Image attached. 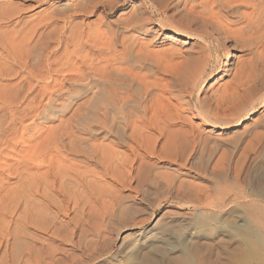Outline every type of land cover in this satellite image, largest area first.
Here are the masks:
<instances>
[{
  "label": "bare ground",
  "instance_id": "obj_1",
  "mask_svg": "<svg viewBox=\"0 0 264 264\" xmlns=\"http://www.w3.org/2000/svg\"><path fill=\"white\" fill-rule=\"evenodd\" d=\"M22 1L30 6H12V3L0 0V257H8L13 241L26 239L32 245L21 264H40L46 254L41 244L47 240L41 238L40 234L45 232L49 238L56 240L68 225L72 226V236L82 218L84 220L85 217L81 216L91 206V200H97L102 189L104 192L103 180L111 178L124 189L127 186L124 174L130 175L137 165V168L143 165L142 168L148 171L149 167L160 165L162 168H172V172L161 177L163 185L169 189L168 193L171 191L168 200L187 202L194 210L207 209L203 208L205 205L201 207L203 200L209 197L207 187L194 188L188 181L178 180L175 183V179L185 166H198L204 155L207 156L205 162L208 165L220 148V141L227 142L210 139V135V138L202 137L199 128L189 124L180 110L189 108L203 125L226 129L247 120L252 112H257V105L264 108V63L250 67L241 65L232 82L214 91L210 97H197L192 103L193 89L197 87L201 90L203 86L200 80L203 81L205 75L211 76L215 71L213 68L207 74L211 62L210 41H207L212 38L224 42L234 34L238 40L234 39L233 46L240 45V39L245 34L252 35L259 30L260 23L264 24V0H140L129 4V11L119 9L113 22L103 21L104 17L116 7H122V0H73L58 5L54 3L57 0ZM170 1H176V4L181 2L180 11L183 10L184 14L180 12V16L178 13L180 19L163 16ZM146 2L162 16L156 25L159 34L166 30L170 32L165 40L183 37L203 43L194 56L190 51V54H186V50L177 49L178 46L175 48L173 44L158 47L156 35H152L153 32L150 35L148 24L151 16L143 17ZM247 6L252 8L249 15L241 11ZM38 8L39 11L30 13ZM90 16H96L99 24L75 23V19ZM241 20H246V23L243 24ZM59 23H62L60 27ZM241 23L243 26L239 25ZM99 25L107 28L106 38H101L102 41L95 39L99 35ZM52 33L54 40L50 39L48 43ZM180 44L184 46L186 42ZM223 52L219 80L224 72H228L232 59L226 46ZM58 75L62 78L60 84L54 78ZM159 75L169 78V81L164 80V83ZM62 84H67L68 88L64 89ZM186 90L187 100L181 95ZM62 96L61 104L58 100ZM171 101L176 106H172ZM57 104L59 109L56 108ZM66 114L68 117L64 121L50 127L42 137L41 123L49 124ZM259 124L264 128V116ZM239 135L231 136L227 144L234 151L244 133L241 137ZM250 138L243 151L250 150L252 155L256 154L255 158L264 154V133L253 132ZM223 155L218 162H225L228 155ZM260 159L264 161V155ZM263 183L264 180L259 179L254 189L260 188ZM107 187L110 188L109 185ZM107 187L105 191L117 201L118 195L114 194L117 192L110 189V193ZM225 188L214 191L220 192L219 203L211 205V202H207L206 205L219 214L237 209L227 198L229 189ZM105 196L109 197L108 194ZM132 206L130 211L135 209ZM242 208L249 212L261 210L255 206ZM169 212L155 218L147 237L152 245L161 243L165 246L163 244L171 238L168 234L174 222L188 227L187 219L172 216ZM70 215H74L73 218L66 220ZM91 226L95 229L98 225ZM134 233L136 238L141 236L138 230ZM191 234L189 232L188 235ZM129 235L128 228L118 235L113 259L122 253V246ZM183 239L180 241H185ZM162 246L161 249H169L168 245L167 248ZM55 247L50 248L52 253L50 251V260L46 264H64L65 259L56 257L59 251ZM88 261L78 259L72 264H89Z\"/></svg>",
  "mask_w": 264,
  "mask_h": 264
},
{
  "label": "rangeland",
  "instance_id": "obj_2",
  "mask_svg": "<svg viewBox=\"0 0 264 264\" xmlns=\"http://www.w3.org/2000/svg\"><path fill=\"white\" fill-rule=\"evenodd\" d=\"M1 1L2 2L4 1L5 3L7 2L8 4L12 3L13 4V5L11 4L12 6L14 5L15 6L19 5L20 7H27L28 5L30 6L29 3H23L22 0H1ZM72 1L73 0H57L54 3L58 5V4L66 3V2L71 3ZM138 1L140 0H122L121 2L123 6L116 7L110 15H106L104 17L103 21L106 20V22L107 21L113 22V20H115V18L117 17L121 9H125L126 11H129L130 9L129 4L135 3ZM168 4H169L168 7L164 9L166 13H164L163 11V16L164 17H174L175 20H177L178 17H179L178 19H180V16L182 15L181 13L184 14L183 10L180 11L182 9L181 2H178L176 4V1H172V2L170 1ZM249 7L248 6L243 7L241 8V11L245 15H249L252 11V8L251 7L249 8ZM37 11H39V8L30 13L33 14ZM178 13L180 14V16H178ZM149 16H151L150 17L151 21L148 24L149 28H151L150 35L152 32H153L152 35L153 34L156 35V41H158L157 43H159L158 47H162L165 45L171 46V44H173L172 46H174L175 48L176 46H178L177 49H179L180 47V50L182 51L186 50L185 52L186 54L191 53V56H194L195 53L199 50V48L202 46L203 43L200 44L199 42H196L195 40H190L189 38H183V37L181 38L176 37L175 40H170V41L165 40L166 35H170V32L167 30L165 32L162 31L163 34L162 33L159 34L157 32L158 28L156 24L158 20L162 19V16H160L157 12H155L154 9L151 7V5L148 2H146V10L144 11L143 17L149 18ZM159 16L161 18H159ZM96 21H97L96 16H90L87 18L80 17L78 19H75V23L84 24V25H92V26L99 24V22H96ZM241 21H244V20H241ZM245 23H246V20L243 22V24ZM243 24L241 23L239 25L243 26ZM61 25L62 23H59L58 27H60ZM259 26H260L259 30L258 31L256 30L252 35H249L250 33L245 34L244 37L240 39L241 42L239 41L240 45L237 44L236 46H233V44L235 43V40H238V38L236 39V36L234 34H232L234 35V37L230 35L228 39L225 40L224 42H219V41L217 42V41L211 40L212 38L207 41V42L210 41L208 45L210 47L209 55L211 58L209 67H207V74L209 75L210 71L213 68L215 71L213 72L211 76L205 75L203 78V81L200 80L203 86L201 87V90L197 89V87L193 89L192 103H195L197 97L200 99H202L203 96L210 97V95H212L214 91L232 82V79L234 78V75L237 69H239L241 65H245L246 67L247 66L250 67L251 65L253 66L263 65L264 63V24L261 25L260 23ZM236 27H238V25L235 26V28L233 29H236ZM99 28H100L99 35L95 37V39L97 38L96 41L97 40L102 41L101 38L103 39L106 38L105 34L107 33L106 32L107 28L104 26H100ZM101 32L102 33L104 32V34H102ZM53 35L54 33H52V36H51L52 38L50 37L48 39V43L51 42L50 39L54 40ZM95 39H93V41ZM183 41L186 42V44L184 46H181L180 43H182ZM224 45L227 47L228 51L230 52L232 59L229 63L228 72H224L223 74L224 76H222V78L219 80L218 76L221 72L222 63L224 60V52H223V47H225ZM158 47H156L155 49H157ZM185 48H188L190 50L185 49ZM159 76H157L156 78L160 79V77H162V76L160 77ZM54 78H56L58 80L57 81L58 84H60L59 81H61L62 79L61 76L58 75L57 77H54ZM162 78L164 79L162 80ZM162 78L160 79L161 81H164V80L166 81L167 79H168L167 82L169 81V78L167 77H162ZM61 86H63L64 89L68 88L67 84L66 85L62 84ZM52 89H53V85H52ZM184 93L185 92H181V95L184 99L187 100L188 99L187 90H186L187 94L186 93L184 94ZM63 99L64 98L62 96L61 99L58 100V103L62 104ZM171 102L170 104L172 106L173 105L176 106L174 101H171ZM56 108L59 109L60 106ZM182 110H180L181 112H183L182 115L185 116L189 120L188 121L190 122L189 124H192L193 126L196 125V127L199 128V131H201L202 133V135L200 134L202 137L204 136L208 137L210 135L211 136V138L209 136L210 139L218 138V140L221 139L227 142V143H223L224 141L222 142L220 141V148L214 154L213 158L211 159L212 161H210L208 165H206V162H205L207 156L204 155V157H202V159L204 158V160L202 159L199 160L200 162L198 164V166L200 165L199 167L197 165H194V167L193 166L190 167L189 165H187L185 166L186 169L183 168L180 171L179 173L180 176L178 175L179 177L177 178V180L175 179V183L178 180L188 181V183L194 188L207 187V189H209L210 191L209 197L206 200H203V204L201 206L203 207L205 205L203 208L206 207L207 209L194 210L191 204H188L187 202H183V201H182L183 203L178 202V201L172 202L168 200L167 196H169V193L171 191H169L168 193L169 189H166L165 185H163L164 182L161 177L164 178L167 175V173L172 172L171 171L173 170L172 168H167V167L162 168L163 166L160 165V166H155L152 168L149 167L148 168L149 171H148L147 168H144V167L142 168L143 165L140 168H137L138 167L137 165V167L134 166L135 170L130 175L124 174L125 175L124 177L126 178L125 185H127L124 189L119 187V184L111 180V178H105L103 180L102 184L105 186L104 187L105 190H106V187L109 185L110 188L107 187V189L109 190L111 189L112 191L114 189L117 192L114 194L118 195V196L116 195L117 201L120 202V204L116 201V199L112 195L107 193V191L105 190L103 192V189H102V193L99 196L100 199L99 198H98L99 200L92 199L91 202H93V200H95L96 202L95 201H94L95 203L90 202L91 204L89 203V206L91 205L92 207L91 206L90 207L88 206L89 208L86 207L88 210L85 209V214H84L85 216L84 215L81 216V217H85L84 220L83 218L81 220L83 223L80 221L81 223H79V226L76 227L77 229L74 230V234L72 236H70V230L72 226H68L66 224H65L66 225L65 228H63L61 232L62 237L60 236L56 240H52V238H49L48 237L49 234L46 235L45 232L44 234H40L41 238L45 237V239H47L45 242L42 240L44 244L42 243L41 246L43 247V250L45 249L44 252L46 254L44 255L45 257L44 260L40 264H43V263L46 264L47 262H49L50 260L49 253L50 251L52 253V250H50V248L51 249L52 247L54 248L55 245H56L55 247L56 250L59 251L58 253H56L57 251L55 253L58 254L59 256L56 254L55 255L57 258L61 257L63 258V260L65 259V261H63L64 264H72L74 260H78V259L85 261V262L90 260L88 261L89 264H264V183L262 186H260V188L256 190L254 189V184L256 181L258 182L259 179L264 180V161L263 159H260V156L264 154L261 153L260 155H257L258 156L257 158H255L256 154L253 153L254 155H252V152L250 150L243 151V149H246L244 148V145H246V143L248 142L247 140L251 139L250 137H252L253 132L257 131V133L259 132L264 133V128L260 127V124H259L262 119V116H264V108H261V106L257 105L256 106L257 112H252V114L248 116L247 120L238 124L234 128L228 127L226 129L224 128L222 129L219 127H209L207 125L205 126L200 122L199 118L195 115V113L191 109L188 108L186 111H184V109ZM190 110L191 112H188ZM67 117H68L67 114L61 115L60 117H58L59 118L57 119L58 121L54 119L52 121L53 123L51 122L52 124L51 123L49 124L41 123L40 127L43 128L42 137H44L46 133H48L47 131L50 127L52 128L56 127L57 125L60 124V121H64ZM238 133L240 135L244 133V135L241 138L242 141L238 144L237 148L235 147L236 150L234 151V148L231 149V147L227 144H229L228 142L231 136L234 137V134L238 135ZM122 150L124 151V149ZM228 152H231V154H229ZM223 154L228 155L225 157L227 159H224L225 160L224 163H222L223 161L218 162L219 158H222L223 156H225ZM245 155L248 158H246ZM203 164L205 165L203 166ZM90 165L91 167L94 166V164H90ZM156 178L157 180H155ZM137 179H139L140 181L138 180L139 181L138 182ZM11 182H15V180ZM225 182L228 183L227 186L225 185L226 184ZM215 185L219 187H216ZM213 187L215 190L213 189ZM222 187L224 188L226 187L225 189L227 188L229 189V191L226 190L228 193L227 198H230L229 200H231V202H233V204L237 208L236 210L226 213V214L216 213L213 210H211L210 206H206L207 202L209 203L211 202V205L213 203L215 204L219 203L218 194L220 192L219 191H217V193L215 192L219 188H220L219 190L221 191ZM111 190L108 192L111 193L112 192ZM166 190L168 194L166 193ZM118 191H121V192H118ZM105 194L106 195L108 194L109 197L105 196ZM111 196L113 198H110ZM121 196L123 198H121ZM145 197L147 198V200ZM122 201L124 202L122 203ZM121 203L124 207L121 205ZM116 204H119V205H116ZM131 206L132 208L134 207L135 209H132L130 211ZM244 206H255V207L261 208V210L255 211V212H249V211H245L242 208ZM96 207L98 208V210ZM93 208L97 212L93 210ZM172 210L174 212H172ZM127 211H130V212L127 213ZM166 211L167 212L170 211L169 213L172 216L177 215L179 217L181 216L184 219H187L188 227L178 224L177 222H174L173 224L177 226L174 227L173 224L172 226H170V228H172L170 229L171 230L170 232L172 234L171 233L168 234V236H171V238L169 237L168 240L166 241V244L168 243L167 244L168 246L165 243L163 244L165 246H162L161 243H160L161 245L159 243L158 244L154 243L152 245V243H149V241L147 240V237L149 236L148 233L151 230V227L153 226L155 222V218L160 216L162 213ZM73 216L74 215H70L69 218L66 220L69 221L70 219L73 218ZM92 219L94 220L92 221ZM95 223L98 226L95 227L94 229L91 226V224L93 226H96ZM178 225H181V226H178ZM67 226L69 229L67 228ZM127 228L129 229V233H130L129 237L127 238L128 240H126L122 246V249H121L122 253H120L119 256L117 255L116 257H114L115 259H113L112 253L115 251L114 248L116 246V238L118 237L120 233L125 231ZM137 230L141 232V236H139V238H136V235L134 233ZM68 232L69 234H67ZM189 232L193 233L191 234L192 236L188 235ZM185 233H186V236H185ZM181 238L182 239L184 238L185 241L183 242L180 241L182 240ZM176 240L178 241L177 244H175L177 242ZM27 242L28 240L26 239H17L13 241L12 251L8 252L9 255L6 259H2L0 257V264H21L22 260L29 253V249L31 248V245H32L30 242L28 243ZM50 243H52L54 246ZM169 244L171 248L174 249L175 252L170 251L171 248ZM57 245L59 247L58 248L59 250L57 249ZM157 245H160V246L158 247ZM175 245H178V246L175 247ZM41 246L39 245L38 247H41ZM86 246H88L89 248ZM161 246L162 248L167 246L169 249L167 250H165V248L161 249ZM61 250H63V253L61 252ZM68 254L69 255L71 254L70 255L71 257ZM79 254L80 256H78ZM46 257H48L49 259Z\"/></svg>",
  "mask_w": 264,
  "mask_h": 264
}]
</instances>
